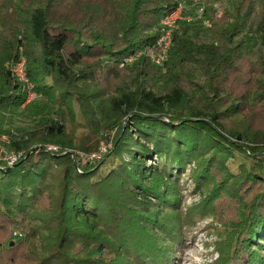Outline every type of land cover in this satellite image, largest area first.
<instances>
[{"label": "trees", "instance_id": "trees-1", "mask_svg": "<svg viewBox=\"0 0 264 264\" xmlns=\"http://www.w3.org/2000/svg\"><path fill=\"white\" fill-rule=\"evenodd\" d=\"M178 3L0 0V145L21 153L0 160V264H173L198 211L221 225L210 264H264V0H187L160 65H120Z\"/></svg>", "mask_w": 264, "mask_h": 264}, {"label": "rangeland", "instance_id": "rangeland-1", "mask_svg": "<svg viewBox=\"0 0 264 264\" xmlns=\"http://www.w3.org/2000/svg\"><path fill=\"white\" fill-rule=\"evenodd\" d=\"M184 1L185 0H178V2H184ZM194 1H196V3L201 2L202 4L205 3L207 5H212L213 8H215L217 11H219V9L223 10L225 7L230 6V0H194ZM185 2H187V0ZM11 71L15 76L18 77L20 81L26 83V88H27L26 99L21 105L20 109L22 110V108H24L28 102L37 99L39 96L37 95V93L34 92L33 84L31 82L26 81L27 79L23 77V73L21 72V71L24 72L23 58L19 63L11 66ZM13 122H23V116L19 115L15 117L13 119ZM3 126L5 127L6 124H3ZM0 140L4 141L7 140V138L5 135H0ZM101 146H104L106 149L105 145H101ZM0 147H4V146L0 145ZM7 152H9V150ZM89 160L92 161L94 159H89ZM153 160L157 162L160 159L154 157ZM150 162L153 161H149L148 163ZM191 168L192 165L183 167L179 173L180 174L179 187L181 188L180 212L182 215L187 214L189 212V209L193 205L200 204L203 199V195L196 188L195 183L190 175ZM219 200L221 203H219L220 206L217 208V211L223 210L224 214H226L227 209H225L224 207L225 201L223 198H219ZM40 204L46 205V199L44 196L41 198ZM219 216L222 215L219 214ZM195 217L196 218L193 219L192 227L183 230L184 232H183L182 242L175 248V255L173 256V264H210L214 260H216L219 256V252L217 249V241L219 239L218 232L219 229H221L220 223L216 219H214L211 214H207V213L202 214V211H198L195 214ZM14 231H13V235H14ZM261 255L264 258V250L261 252Z\"/></svg>", "mask_w": 264, "mask_h": 264}, {"label": "built area", "instance_id": "built-area-1", "mask_svg": "<svg viewBox=\"0 0 264 264\" xmlns=\"http://www.w3.org/2000/svg\"><path fill=\"white\" fill-rule=\"evenodd\" d=\"M191 7L192 6L187 5L185 2H179L172 11L162 16L159 20L158 36L156 37L154 46L136 51L135 54L124 58L120 65L129 63L134 58L142 56L148 58L149 61L154 65H160L165 60L168 50L171 47L173 31L178 28L179 22L182 20L190 22L193 21L197 16H200L203 7L201 6L195 12L192 11L193 13H190L188 10ZM204 23L206 24L207 20H204ZM21 72L23 73V77L26 79L25 73L23 71ZM46 148L51 151H57L58 146L49 144L46 146ZM6 150L4 147H0V160L6 161L9 165H11L21 155V153H16L13 151L7 152L8 150ZM104 151L105 147L100 146L97 153H92L88 157L89 159H98ZM14 235L20 236L21 233L14 231Z\"/></svg>", "mask_w": 264, "mask_h": 264}]
</instances>
